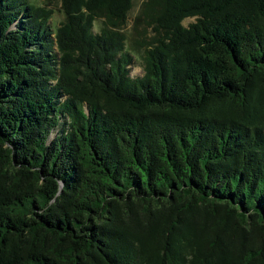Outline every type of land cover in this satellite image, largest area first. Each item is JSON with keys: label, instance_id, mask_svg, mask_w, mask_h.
<instances>
[{"label": "trees", "instance_id": "obj_1", "mask_svg": "<svg viewBox=\"0 0 264 264\" xmlns=\"http://www.w3.org/2000/svg\"><path fill=\"white\" fill-rule=\"evenodd\" d=\"M53 1L0 0V264H264V0H146L138 77L133 0Z\"/></svg>", "mask_w": 264, "mask_h": 264}, {"label": "rangeland", "instance_id": "obj_2", "mask_svg": "<svg viewBox=\"0 0 264 264\" xmlns=\"http://www.w3.org/2000/svg\"><path fill=\"white\" fill-rule=\"evenodd\" d=\"M31 3L42 6L45 4V0H29ZM146 0H133V8L129 12L128 23L125 27V33L127 34L128 41L126 48L131 50L133 54V63L130 65V75L132 77L142 76L144 73V47L141 44H145L150 37L153 35L150 26H147L146 22L142 25L141 23H135L136 17L140 14L143 4ZM54 14L51 18V23L55 26L64 18L60 0H54L52 4ZM195 17L186 18L184 20L185 25H189L195 21ZM101 21H97L96 28L99 27ZM136 26V27H135ZM133 46L136 50H133Z\"/></svg>", "mask_w": 264, "mask_h": 264}]
</instances>
